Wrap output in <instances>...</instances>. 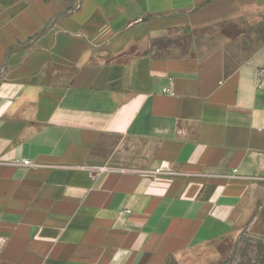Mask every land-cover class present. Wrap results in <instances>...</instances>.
Returning <instances> with one entry per match:
<instances>
[{
    "label": "crops",
    "instance_id": "0c3cea01",
    "mask_svg": "<svg viewBox=\"0 0 264 264\" xmlns=\"http://www.w3.org/2000/svg\"><path fill=\"white\" fill-rule=\"evenodd\" d=\"M263 73L264 0H0V264L264 238Z\"/></svg>",
    "mask_w": 264,
    "mask_h": 264
},
{
    "label": "rangeland",
    "instance_id": "374dc122",
    "mask_svg": "<svg viewBox=\"0 0 264 264\" xmlns=\"http://www.w3.org/2000/svg\"><path fill=\"white\" fill-rule=\"evenodd\" d=\"M222 264H264V238L242 234L232 255Z\"/></svg>",
    "mask_w": 264,
    "mask_h": 264
},
{
    "label": "built area",
    "instance_id": "2783aa9c",
    "mask_svg": "<svg viewBox=\"0 0 264 264\" xmlns=\"http://www.w3.org/2000/svg\"><path fill=\"white\" fill-rule=\"evenodd\" d=\"M262 82H264V73H263V78H262ZM26 164H29L28 161H25ZM108 168L107 167H101L98 171L102 172V171H106Z\"/></svg>",
    "mask_w": 264,
    "mask_h": 264
}]
</instances>
